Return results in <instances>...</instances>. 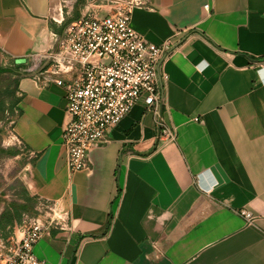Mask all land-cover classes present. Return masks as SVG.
I'll return each mask as SVG.
<instances>
[{
	"label": "crops",
	"instance_id": "obj_1",
	"mask_svg": "<svg viewBox=\"0 0 264 264\" xmlns=\"http://www.w3.org/2000/svg\"><path fill=\"white\" fill-rule=\"evenodd\" d=\"M104 1L99 15L117 11ZM133 1V28L171 41L162 113L176 138L159 137L141 100L91 150V169L71 171L66 90L23 73L33 53L57 46L60 0H0V63L17 76L12 130L32 157L28 190L67 217L35 253L44 264H264V0Z\"/></svg>",
	"mask_w": 264,
	"mask_h": 264
},
{
	"label": "built area",
	"instance_id": "obj_2",
	"mask_svg": "<svg viewBox=\"0 0 264 264\" xmlns=\"http://www.w3.org/2000/svg\"><path fill=\"white\" fill-rule=\"evenodd\" d=\"M117 11L83 15L66 26L57 46L33 53L23 73L40 84L53 81L66 90L68 121L63 145L71 171L91 169L90 152L109 141V130L119 124L141 100L157 115L159 137L173 141L176 130L162 113L168 76L160 68L171 41L156 44L132 24L133 0H110ZM208 4L205 5L208 8ZM13 141L21 142L12 130ZM37 214L24 213L9 238L0 236V264H44L35 245L53 228L66 226V213L55 201L40 202ZM247 220L252 213L243 212Z\"/></svg>",
	"mask_w": 264,
	"mask_h": 264
},
{
	"label": "rangeland",
	"instance_id": "obj_3",
	"mask_svg": "<svg viewBox=\"0 0 264 264\" xmlns=\"http://www.w3.org/2000/svg\"><path fill=\"white\" fill-rule=\"evenodd\" d=\"M105 5L107 2L104 0H60L66 26L85 14H105ZM16 82V74H0V102L4 107L0 112V199L1 202L9 200V203H24L27 195L33 197L29 193L25 177L26 167L32 157L22 141H13L8 134L11 120L18 113ZM37 205L38 202L36 207Z\"/></svg>",
	"mask_w": 264,
	"mask_h": 264
},
{
	"label": "trees",
	"instance_id": "obj_4",
	"mask_svg": "<svg viewBox=\"0 0 264 264\" xmlns=\"http://www.w3.org/2000/svg\"><path fill=\"white\" fill-rule=\"evenodd\" d=\"M66 26V23H64ZM10 72L13 73L14 70L10 66H4L0 63V74ZM4 110L2 103L0 102V112ZM2 199H0L1 203ZM24 203L11 202L7 205L6 209L0 214V231H6L8 225H13L15 221L21 222L24 213L31 215L37 214L36 202L37 199L34 197L26 196ZM4 233V232H3ZM4 235H6L4 233Z\"/></svg>",
	"mask_w": 264,
	"mask_h": 264
},
{
	"label": "water",
	"instance_id": "obj_5",
	"mask_svg": "<svg viewBox=\"0 0 264 264\" xmlns=\"http://www.w3.org/2000/svg\"><path fill=\"white\" fill-rule=\"evenodd\" d=\"M26 59H24V58H21V59H17V62L18 63H21V62H24Z\"/></svg>",
	"mask_w": 264,
	"mask_h": 264
}]
</instances>
